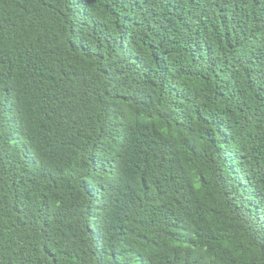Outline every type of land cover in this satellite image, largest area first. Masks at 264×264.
I'll return each mask as SVG.
<instances>
[{
    "label": "trees",
    "instance_id": "obj_1",
    "mask_svg": "<svg viewBox=\"0 0 264 264\" xmlns=\"http://www.w3.org/2000/svg\"><path fill=\"white\" fill-rule=\"evenodd\" d=\"M0 264H264V0H0Z\"/></svg>",
    "mask_w": 264,
    "mask_h": 264
}]
</instances>
